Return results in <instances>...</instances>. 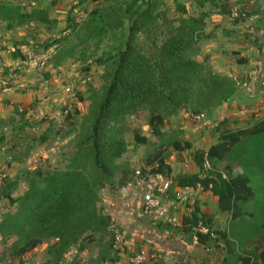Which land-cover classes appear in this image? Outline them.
<instances>
[{
  "label": "trees",
  "instance_id": "trees-1",
  "mask_svg": "<svg viewBox=\"0 0 264 264\" xmlns=\"http://www.w3.org/2000/svg\"><path fill=\"white\" fill-rule=\"evenodd\" d=\"M192 1L201 9L206 4L212 7L216 1L219 6L195 17L189 16L186 7L179 4L178 11L188 16L180 19L177 26L173 21L165 31H158L156 27L164 13L144 0H130L127 4L115 0V6L106 15L100 14L98 8L91 12L79 36L81 39L87 42L98 34L104 35L108 32L107 25L113 24L111 27L115 29L122 27L124 17L129 18V35L115 55L99 61L105 67L104 85L101 90L89 91L90 105L76 126V142L64 167L23 173L19 178L25 180L26 191L17 198L12 197L16 179L5 183L0 191V197L10 208L0 217V236L2 240L12 241L9 251L13 256L22 258L40 245L53 241L48 247V264H60L74 246L87 240L93 242L98 234L101 236L99 243H104L111 234L112 247L116 238L115 224L99 206L100 193L107 187H115L118 174L123 175L119 181L122 187L129 182L127 167L120 162L129 149L126 140L129 130L137 145L150 141L128 125L129 119L145 115L152 136L163 139V128L170 118L186 112L211 116L234 98L236 80L215 72L207 58L199 61L196 57L201 54L198 43L205 38L201 32L208 16L220 15L234 25L245 20L233 13L230 0ZM9 10L16 12L18 26L38 20L51 27L57 22L46 19L37 10L20 12L18 7ZM114 12L112 19L109 16ZM79 29V25L73 26L74 32ZM257 30L259 32V28ZM150 33L152 36L147 39L145 48L135 44L138 36ZM255 46L261 50L262 44L255 43ZM73 117L69 116V123L75 127ZM223 125L215 128L219 133L217 143L207 151L196 152L194 160L198 173L178 175L167 192L173 187L210 191L217 198L218 210L230 214L228 229L220 232V239L229 253L220 264H264V244L247 252V243L264 233V215L258 227L253 224H257L256 213L244 209L249 203L258 204L259 190L264 187V117L235 130L225 131ZM252 143L261 146L252 151ZM172 145L176 150L191 149L190 143L182 144L176 139ZM164 157L161 153L155 156L152 174L165 170ZM223 164L224 169L220 170ZM234 166L240 167L242 172L235 174ZM139 172L133 175L144 177L145 171ZM14 206L15 211H11ZM187 208L190 212L183 216L178 227L180 233L192 234L204 248L218 243L220 240L214 238L212 230L213 218L202 212L196 201ZM246 217L251 218L247 221ZM200 223L209 229V234L198 231ZM150 262L165 264L159 260Z\"/></svg>",
  "mask_w": 264,
  "mask_h": 264
},
{
  "label": "rangeland",
  "instance_id": "rangeland-1",
  "mask_svg": "<svg viewBox=\"0 0 264 264\" xmlns=\"http://www.w3.org/2000/svg\"><path fill=\"white\" fill-rule=\"evenodd\" d=\"M32 1L34 0H9V3H16V5H13V7H18L20 9V12L21 10H23L22 12H31V10L33 9ZM58 1L59 0H57L56 3H52V6L50 4L48 5V3L46 6L44 5V9L48 10L49 13L56 15V17L58 18L56 19L57 22L53 24L51 28H49V31L43 25H40L38 29H33L37 28L36 22L34 25H31V23L21 25L22 27H26L22 29L23 37H26L23 39L25 41H21V39L18 41L19 43H27L28 47H30L28 51L31 50L33 52H47L48 50L40 44H42V42L50 43V41H53L54 46L51 44V47L49 48L50 57H47L43 62H39V65L31 71L28 70V67L24 64L19 66H12L10 68L6 67V62H4L3 59L2 65H0V68L3 69L2 72H6L10 80L5 81L4 87L2 88H14L12 87L14 85L13 79L11 80V76L21 78L20 76L25 77L26 75H29L26 73H33L39 77V82L34 83L33 86H25L26 83H17L15 87H17L18 91L27 90L28 92L31 89H33L34 91H38L36 89L41 90L43 89V86H46V88L50 89V92L48 93V98L50 96H53V98H51L50 100L54 106L52 107L50 114L44 115L42 117L40 116L38 119H34L32 115H27V112H24L23 110L18 115L20 118L23 119V126L17 125V127H15V124L13 125L12 123L4 124L0 126V136L5 137L6 134L19 130L22 135L24 134L23 139H25V143H29L32 141L38 142V138L40 140L43 134L44 136L45 134H47V137H52L53 135L56 136L54 137L56 140V145L61 143L62 140L60 141L59 138L64 136H66L70 140V144H75L77 135L76 126L81 122V119L87 113L90 105V102L88 100V97L90 96L89 91L101 90L102 86L104 85L102 77L105 73V67L100 65L99 61L102 59H106L111 55H115L118 51L117 48L120 46L121 42H125L127 40V37L129 35L130 22L129 18L126 17L122 18L123 26L120 28L118 27L117 29H115L111 27L113 24L111 26L107 25L108 32H106L104 35L99 36L98 34L96 37L89 39V41L87 42L79 37L82 34V29L87 23L91 12L98 8L100 14L106 15L109 11H112V6H115V0H67L64 5L62 7H59V9L56 11L55 5L58 3ZM121 1L124 2V4H127L130 0H119V2ZM144 1L145 3L148 2L149 4L156 6L158 12L164 13L161 18H159V20L157 21L156 27L158 31L168 30L169 26L171 25V23H173V21L175 23V26H177L179 25L180 19L186 18L188 16L178 11L177 6L179 4L184 5L186 7L189 16L195 17L201 16L204 11H209L212 7L216 9L219 6V1H216L215 5H213L212 7L210 4H206L203 9L199 8L198 5L195 3L196 1L192 0ZM230 1L232 6L234 7L233 13L235 15H237L238 13L244 18L245 21L242 24L234 25L232 24L230 19L219 15L218 17L216 16L217 14H212L211 16H208L205 19V26L203 28L204 31L203 33L201 32V35H204L206 37L207 34L215 33L214 35L216 36V38L233 37L237 39L240 37L241 40H248L250 45L252 43L262 44V50H264V0ZM68 6L69 8H67ZM71 7L74 8L73 11H71L72 9L70 10ZM143 7L146 8V4L143 5ZM114 14L115 12L112 14L113 16L111 15L109 17H112V19H114ZM251 18L253 19L251 20ZM223 23H226L224 27L221 26V24ZM70 24H72V27ZM214 24H219L220 28H214ZM251 24L252 26L253 24L256 25L254 33L249 32L253 28ZM74 25H79L80 28L79 30H76V32L73 31ZM227 26H229L228 28L231 29H227ZM212 28H214V30H212ZM257 28H259V32H257ZM226 31H229L230 33L227 35ZM151 36V33L143 35L142 37L138 36L135 40V44L141 45L145 48L147 46V39L151 38ZM28 41H30L31 43ZM221 42L222 41L210 39L206 40L204 38L198 43L201 48V54L196 57V59L199 61L205 60V57L208 56L211 51L212 53H215V51L220 48L216 45L219 44L221 46ZM233 42L235 44H226L228 46H223L221 47V49L218 50V52H216L217 54L221 53V59L226 60L228 62L227 64H225L226 66L229 65V69L226 70L225 67L223 69L224 74H227L228 72L231 73L233 71H237L238 68L234 65L235 61L239 62L238 65H242L245 61L244 57H242L241 55L242 52L240 51L242 50L240 49L242 47L239 46L240 44H237L235 40ZM57 45L58 47L56 48ZM255 48L258 47L255 46ZM209 49L210 52H208ZM230 61H232L233 65H231L232 63ZM208 63L211 66L210 61H208ZM231 67L233 68V70L231 69ZM16 68H19V71ZM249 72L250 69H247V73ZM245 78L246 77L244 76L238 79L240 86L245 84ZM68 88L71 89L72 92L68 94L65 98L63 95L64 93H61V90L67 93L66 90ZM240 89L242 90V88ZM241 92L242 94L240 96L238 104L235 105L233 103H230L231 105L227 108L229 111L230 109L232 110L230 113L234 114L232 117H235L236 119L233 120L226 118L225 121L221 122L222 124L224 123L222 128L225 131L232 129L235 130L236 127H248L252 123L264 117L263 111V113L260 111L261 114L259 113L260 115L254 117L236 116L240 108L245 109L247 108V106H253L254 102H256V98H252L251 95H246L245 93L247 92L245 90H242ZM253 107L257 108L256 106ZM221 112V108H219L215 113L218 114ZM69 116H74L73 118H75V120L73 121L75 123V127L72 126L70 129H68ZM209 117L210 122L212 123L215 120V118H213V114ZM246 118L248 119L245 120ZM8 120L9 119H7V121ZM180 122H184V125L180 126ZM206 122V124H208L209 120ZM188 124L192 123L188 122L185 118L177 116L172 117L166 122V125L163 128L165 137L163 139H158L152 136L150 129L147 126L145 115L131 117L128 121V125H130V127L134 129H137L141 135H144L149 138L150 142H148L147 144L137 145L134 140V134L129 130L126 135V140L128 141L129 149L120 161L121 164L129 166V171H131V174H135V172L137 173L138 171L144 170L145 175L144 177H142V180H144L146 179V176L151 175L152 171V167H146V165H148V162H146L147 156L152 158L155 153V155L161 153L163 156L165 154H168L169 156H171L173 153L177 154L178 151L172 145L174 139H179L178 141H180V143L182 144L188 142L191 144V146V142L195 143L197 140L198 142H202L205 144V146H207L210 142L208 140L204 141L206 139H203L199 135V131L205 129L206 127H208V125L195 124L194 126L191 125L193 128L185 127L188 126ZM222 124L218 125V127ZM211 126L207 130L212 131L217 128L214 127L213 124H211ZM54 138L52 140L53 146L55 145ZM49 139L50 138H48L46 142L43 141L36 143L35 150H40L44 147L46 148V146H48ZM157 139L158 141H160V143H156L158 144V147L154 148L151 142L152 140H155L157 142ZM14 146L15 145L11 146L10 144H6V146L4 145V150L0 149V191L5 186V183L7 184L9 182H13L16 179L17 186L12 192L13 198H17L23 195L26 191L25 184L23 183L24 179L19 178L20 176H22L23 173L36 169L42 171H50L55 168H62L65 165L58 151H56L57 153H53V157L49 159L41 158V161L34 162L33 159H29V157L24 156V152L20 151V149L17 150V148H15ZM260 146V144L252 143L250 145V149H252V151H255L256 149L260 148ZM151 148L153 150H151ZM20 152L22 154H20ZM42 159L46 162L44 163ZM14 162L16 164H20L19 167L21 168L19 175L17 176H14V170H16V167L13 166ZM219 169L223 170L224 165H221ZM241 172L242 169L240 167H235V174H240ZM130 178L131 179H128L127 181L130 182L131 180V182H139L141 180L139 177L136 178L135 175ZM259 196L260 201L256 206L255 202L249 203L244 206V209L248 212L256 213V216L258 218L257 224H253L258 225V227H260V221L264 215V187L260 188ZM0 201H3L1 197ZM99 206L102 208L103 211L104 208L101 206V204H99ZM11 211H15V206L11 209ZM210 211H213L212 208L210 209ZM223 218L225 220H227V218L230 219V214L225 213ZM223 218L221 220L220 226L217 223L216 225L213 224L212 226V230L215 232L214 238H217L220 241H218V243H212L209 247L214 248V254L219 259L216 261L217 258L212 257L213 260L210 264H220L225 258V256L229 253V251L227 252L226 250L228 249V247H226L220 239V232L227 229V222L224 221ZM250 218L251 217H246L247 221ZM179 226L180 224L176 225V227ZM117 235L122 238L120 234L117 233ZM110 236H107V239L104 241V243H99V238L101 236L100 234H98L97 239H95L93 242L87 240L80 246H74L65 255L62 263L60 264H128L133 256L132 254L127 253L126 241L122 238V242L118 244L115 240L113 242V246L111 247L112 241L110 239ZM11 243V240H2L0 236V264H48V260L50 259L48 255V247L53 244V241L48 243L46 242L45 244L40 245L33 251L27 253L22 258L15 257L10 253L9 248ZM262 244H264V233L262 236L251 239V242L248 243V246L250 247H248L247 252H251V250L255 251ZM213 248L211 249L213 250ZM147 258L148 264L151 263L150 261L153 262V260L155 259L154 257L149 256L148 254Z\"/></svg>",
  "mask_w": 264,
  "mask_h": 264
},
{
  "label": "crops",
  "instance_id": "crops-1",
  "mask_svg": "<svg viewBox=\"0 0 264 264\" xmlns=\"http://www.w3.org/2000/svg\"><path fill=\"white\" fill-rule=\"evenodd\" d=\"M66 1L67 0H59L55 5V10L57 11L59 7H62ZM56 2L57 0H34L32 1V10L39 11L40 14H42L46 19L56 20L58 19L56 15L51 14L48 12V10L44 9L47 3L48 5L50 4L52 6V3ZM13 5H16V3H9V0H0V58L1 60L3 59L4 62H6V67L10 68L12 66H19L24 64L28 67V70L31 71L39 65V62H43L47 57H50L49 48L51 47V44L53 45V41H50V43L42 42V44H40L48 50L47 52H33L31 50L28 51L30 47L26 45L27 43H19L18 41L20 39L21 41H25L23 39L26 36L23 37L22 29L26 27L18 26L16 20V12L9 10L10 8H16L13 7ZM67 8H69V6ZM71 9L73 10L74 8L71 7L70 10ZM22 11L23 10H21V12ZM8 17L14 19L8 20ZM252 19L253 18H251V20ZM36 23L37 28L33 29H38L40 25L46 27L48 31L49 28H51L48 24L39 22L38 20L36 21ZM34 24L35 21L31 22V25ZM225 24L226 23H223L221 24V26L224 27ZM219 26V24H216L213 27H218L219 29ZM228 27L229 26H227V29H231ZM255 27L256 25H254L252 30H250L249 32L254 33ZM214 28H212V30H214ZM226 33L228 35L230 32L226 31ZM214 34H207V36L204 37L206 40L210 39L222 41L221 46L219 44L216 45L217 47H220L219 49H221V47L223 46H228L234 43V40L237 44H240L239 46L242 47L240 49H244L243 51L240 50L242 52V57H244L245 59L243 64L238 65L239 62L235 61L234 65L238 68L237 71H233L231 73L228 72L227 74L223 73V69L226 67V70H228L229 65L226 66L228 62L221 59V53H216L219 49L215 51V53H212V51L210 52L209 49L208 52H210V54L205 57L208 59V61H210V64L215 72L230 76L237 82V91L234 98L221 107V111L227 113L226 116L228 119L235 120L236 118L232 117L234 114L230 113L232 110L230 109L229 111L227 108L232 103L235 105L238 104V101L242 94V90H245L247 92L245 93L246 95H251L252 98H256V102H254L253 106L260 107L264 105V50H262L263 46L261 47V50H258L259 47L255 48V44L252 43L250 45L248 40H241L240 37L237 39L233 37L216 38ZM57 47L58 45L56 46V48ZM16 51L18 52L17 54ZM19 52L22 56H19ZM230 62L232 63V61ZM231 65H233V63ZM232 67L231 69L233 70ZM16 69L19 71V68ZM247 69H250L249 73H247ZM2 71L3 69L0 68V126L8 123H12L13 125L15 124V127H17V125L23 126V119L18 116L19 113L23 110L24 112H27V115H32L34 119H38L40 116L42 117L44 115L50 114L51 109L54 105L50 100L51 98H53V96H50L48 98V93L50 92L49 88L43 86V89L41 90L36 89L38 91H34L33 89H31L27 92V90L18 91L17 87H15L17 83H26L25 86H33L34 83L40 81L38 79V76L33 73H26L29 75H26L25 77L20 76L21 78L11 76V80L13 79L14 85L12 87L14 88L5 87L4 89L2 88L4 87V82L10 80L8 74ZM244 76L246 77L245 84L240 86L238 79ZM240 88H242V90ZM62 92L64 93L63 95L66 98L68 94L61 90V93ZM253 106H247V108H252ZM215 114L216 113H214L213 116ZM183 115H179L177 117L184 118ZM7 119L9 120L7 121ZM247 119L248 118H246L245 120ZM181 125H184V122H180V126ZM191 125L194 126L195 124H188V126L185 127L193 128ZM210 126L199 131V135L203 139H206L204 141L208 140L210 142L207 146L195 139V143L191 142V149L184 151L177 150V154L173 153L171 156L165 154V165L163 167V170L165 169L164 171L160 173H151V175L146 176V179L139 182H133L134 185H132L126 191H121L122 186L119 184V181L123 175L118 174L115 180V187L110 186L101 191L100 204L104 208L103 212L104 214L111 216L115 224V232L120 234L126 241L127 253H130L132 254V256H134L136 254H139L140 252H145L149 256L154 257V260L164 261L168 264H210L213 260L212 257H216V261L219 260L218 257L214 254L213 247H211L213 248L212 250L209 247L204 248V246L200 245L199 243L196 244L194 236L192 234L180 233L178 227H176L177 224H181L183 216L190 212L187 208L188 205L193 204L195 201L198 203V207L202 210V212L208 214L213 218L214 225H216L217 223L220 226L221 220L224 217L225 213H222L218 210L217 198L214 197L210 191L204 192L200 189H197L195 191H186L177 187H173V190L171 192L163 193L164 188L167 186L169 188V185L178 175L186 176L188 174L198 173L199 168L194 160L196 152L198 150L207 151L212 145L217 143L219 138V133L216 132L214 128V130L212 131L207 130ZM71 127L72 126H70L69 123L68 129H70ZM237 128L239 127H236V129ZM23 135L19 130H17L15 132L6 134L5 137L0 136V149L4 150V145L6 146V144H10L11 146L15 145L14 147L17 148V150L20 149V151H23L25 154L24 156L29 157V159H33L34 162L41 161V158L49 159L53 157V153H57L56 151H58L60 153V157L63 159L62 161L66 164L67 156L74 146V144H70L71 142L66 136L59 138V140L62 141L60 144L56 145V140L54 138L56 137L55 135H53L52 137H47V134H45V136L43 134L40 140L38 138V142H46L47 139L50 138L48 140V146H46V148H41L40 150H35V145L38 142L32 141L29 143H25ZM53 138L55 140L54 144L56 146H53L52 144ZM156 143H160V141H158L157 139V142L155 140H152L151 142L154 148L158 147V144ZM151 150L153 149L151 148ZM20 154L22 153L20 152ZM154 155L152 158L147 156L146 162H148V165H146V167H152V169L155 167V162L152 163L153 159L156 156ZM43 159L42 161H44L45 163L46 161ZM223 165L225 166V164ZM13 166L16 167V170H14V176L19 175L21 169L19 167L20 164H16L14 162ZM126 167V179H131L130 177H132L133 174H131V171H129V166ZM207 168H209L208 165ZM23 183L25 184V180L23 181ZM146 196H155L160 198V208H157L150 212H146L144 210V202ZM211 208L213 211H210ZM8 210L9 208L7 206V203L4 200L0 201V217L4 215ZM228 219L229 218L225 220L223 218V220L227 222V229L230 224V219L229 221ZM250 242L251 240L248 243ZM225 257H228V255H226Z\"/></svg>",
  "mask_w": 264,
  "mask_h": 264
},
{
  "label": "built area",
  "instance_id": "built-area-1",
  "mask_svg": "<svg viewBox=\"0 0 264 264\" xmlns=\"http://www.w3.org/2000/svg\"><path fill=\"white\" fill-rule=\"evenodd\" d=\"M0 65H2V60L0 58ZM67 94H70L72 91L71 89H67L66 90ZM260 111L264 112V105L257 107V108H245V109H241L239 110L238 114H236L237 117H254V116H258L260 115ZM262 112V113H263ZM226 112H221L218 114H215L213 116V118H215V120L211 123L210 122V115H208L207 113H200V114H194L191 112H186L184 113V117L186 118L187 121L193 123V124H204V125H208L210 126L211 124L214 125V127L218 126L219 124H221V122L225 121L227 116L225 114ZM260 113V114H259ZM209 120V123L206 124ZM140 172L138 171L136 173V175H139ZM140 181H142V177H140ZM133 184V182H128L127 185H125L124 187H121V191H126L128 188H130ZM167 187L164 188L163 193L167 192ZM161 206V200L158 197L155 196H146L145 197V202H144V210L146 212H150L152 210H155L157 208H160ZM198 231L203 233V234H209V229L207 227H205L204 225H202L200 223ZM123 238V237H122ZM122 238H120L117 233H116V243L120 244L122 242ZM195 239V243H198L197 238ZM147 254L145 252H141L139 254H136L132 257L131 259V263L133 264H145L147 262Z\"/></svg>",
  "mask_w": 264,
  "mask_h": 264
}]
</instances>
